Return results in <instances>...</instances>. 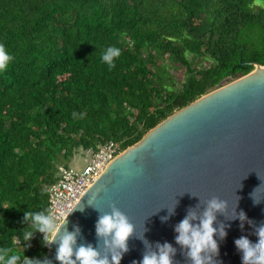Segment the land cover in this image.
Segmentation results:
<instances>
[{
	"label": "trees",
	"instance_id": "trees-1",
	"mask_svg": "<svg viewBox=\"0 0 264 264\" xmlns=\"http://www.w3.org/2000/svg\"><path fill=\"white\" fill-rule=\"evenodd\" d=\"M0 44L13 56L0 73V247L22 254L23 212L48 210L76 151L121 153L264 66V0H0ZM37 234L27 258L46 255Z\"/></svg>",
	"mask_w": 264,
	"mask_h": 264
},
{
	"label": "water",
	"instance_id": "water-1",
	"mask_svg": "<svg viewBox=\"0 0 264 264\" xmlns=\"http://www.w3.org/2000/svg\"><path fill=\"white\" fill-rule=\"evenodd\" d=\"M253 66L166 118L108 164L66 216L67 231L79 229L77 246L109 253L95 224L114 206L134 227L120 264H139L146 243L154 251L165 242L175 249L173 264H190L187 250L175 243L174 227L217 198L226 207L214 227L223 225L227 235L217 238L213 264H241L234 240L255 242V229L264 224V66ZM241 211L247 216L243 227L233 218ZM56 247L52 243L44 257H30L27 264H58Z\"/></svg>",
	"mask_w": 264,
	"mask_h": 264
},
{
	"label": "clouds",
	"instance_id": "clouds-1",
	"mask_svg": "<svg viewBox=\"0 0 264 264\" xmlns=\"http://www.w3.org/2000/svg\"><path fill=\"white\" fill-rule=\"evenodd\" d=\"M120 49L114 46L105 48L101 54V62L109 69L115 67V59L120 56ZM13 56L0 44V73L6 72ZM73 117L77 114L74 112ZM255 191V190H254ZM251 198L253 196L251 194ZM253 203L259 202L253 199ZM224 201L212 198L207 201L204 211L197 216L196 212L189 213L175 227V243L186 249L190 264H213L219 255L217 238L223 240L227 233L223 225L214 227L216 214L225 210ZM75 209V208H74ZM73 209V210H74ZM173 208L169 209L171 214ZM243 227L247 221L246 214L241 211L235 214ZM198 220V223L196 222ZM23 222L27 227L16 236L21 244L22 254L10 247H0V264H27L28 258L23 255L25 242L29 241L34 232L42 234V244L47 247L52 243L57 245L55 260L58 264H120L123 255L128 251V240L132 236L134 227L127 216L114 206L110 212L100 215L95 224V235L102 241L109 253L102 255L98 248L92 245L77 246L79 229L67 231V217L60 220L47 209L42 211L27 210L23 212ZM250 224L251 221H248ZM63 228V231L61 229ZM256 241L252 242L246 236L234 240V246L240 254L241 264H264V224L255 229ZM146 243V242H145ZM139 264H173L175 249L171 244H157L155 250L147 246ZM135 264V262H134Z\"/></svg>",
	"mask_w": 264,
	"mask_h": 264
},
{
	"label": "built area",
	"instance_id": "built-area-1",
	"mask_svg": "<svg viewBox=\"0 0 264 264\" xmlns=\"http://www.w3.org/2000/svg\"><path fill=\"white\" fill-rule=\"evenodd\" d=\"M83 152L85 166L81 169L59 166L57 181L47 190L48 211L60 220L70 213L108 164L119 154L118 144L113 141L105 142L96 150L87 149ZM37 236L42 238L40 233Z\"/></svg>",
	"mask_w": 264,
	"mask_h": 264
},
{
	"label": "rangeland",
	"instance_id": "rangeland-1",
	"mask_svg": "<svg viewBox=\"0 0 264 264\" xmlns=\"http://www.w3.org/2000/svg\"><path fill=\"white\" fill-rule=\"evenodd\" d=\"M240 79V78H239ZM236 80H238V79H236ZM236 80H233V81H231V82H229V83H227V84H225V85H223V86H221V87H224V86H226V85H228V84H230V83H232V82H234V81H236ZM220 87V88H221ZM217 89H219V88H217ZM217 89H215V90H217ZM215 90H213V91H215ZM213 91H211V92H213ZM210 92V93H211ZM209 94V93H208ZM179 111V110H178ZM178 111H176V112H174L173 114H175V113H177ZM172 114V115H173ZM172 115H170V116H172ZM169 116V117H170ZM164 121V120H163ZM161 123V122H160ZM148 133V132H147ZM146 133V134H147ZM145 134V135H146ZM144 135V136H145ZM143 136V137H144ZM142 137V138H143ZM125 151V150H124ZM124 151H122V152H124ZM121 152V153H122ZM84 152L83 151H81V150H78V151H76V153H74L73 154V157L70 159V161H69V166H71V167H73V168H75V169H81V168H83L84 166H85V162H84V160H85V156H84V154H83ZM121 153H119V154H121ZM118 154V155H119Z\"/></svg>",
	"mask_w": 264,
	"mask_h": 264
},
{
	"label": "bare ground",
	"instance_id": "bare-ground-1",
	"mask_svg": "<svg viewBox=\"0 0 264 264\" xmlns=\"http://www.w3.org/2000/svg\"><path fill=\"white\" fill-rule=\"evenodd\" d=\"M256 70H257V69H256ZM254 71H255V70H254ZM119 155H120V154H119ZM119 155H117L115 158H117ZM115 158H114V159H115ZM114 159H113V160H114Z\"/></svg>",
	"mask_w": 264,
	"mask_h": 264
},
{
	"label": "flooded vegetation",
	"instance_id": "flooded-vegetation-1",
	"mask_svg": "<svg viewBox=\"0 0 264 264\" xmlns=\"http://www.w3.org/2000/svg\"><path fill=\"white\" fill-rule=\"evenodd\" d=\"M47 253V252H46ZM44 257V256H43Z\"/></svg>",
	"mask_w": 264,
	"mask_h": 264
}]
</instances>
